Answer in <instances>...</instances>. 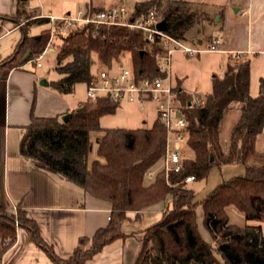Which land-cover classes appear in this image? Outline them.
<instances>
[{"label": "trees", "instance_id": "obj_1", "mask_svg": "<svg viewBox=\"0 0 264 264\" xmlns=\"http://www.w3.org/2000/svg\"><path fill=\"white\" fill-rule=\"evenodd\" d=\"M28 0H17L19 7ZM198 4L186 0H145L137 2L133 15L153 10L167 22V32L186 41L198 36L191 33L194 24L209 20ZM19 13V12H18ZM19 14L12 17L19 22ZM5 17V15L3 16ZM46 30L28 35L25 31L13 53L0 62L2 67H20L40 53L47 42ZM54 70L59 77L49 85L61 94L73 92L76 84L87 83L96 62L111 66L128 63L135 72L159 76L144 33L125 25H82L58 36ZM23 61L15 62L20 55ZM250 63L244 58L235 63L229 57L223 73L211 76L210 90L201 105L190 93L175 85L180 109L186 119V145L192 151L184 157L179 172L158 169L151 179L145 171L158 166L165 152V128L156 118L148 127H102L100 118L113 114L119 105L108 96L84 100L62 116H31L24 126L19 152L40 166L59 174L98 198L111 204L108 224L91 237L82 236L72 254L62 259L40 236L36 224L21 211L17 224L27 230L35 242L56 264H85L110 241L122 237L121 223L127 211H139L165 200L161 217L149 225L134 264H264V150L255 142L264 127V77L258 91H249ZM238 110L226 144L220 141L224 114ZM102 130L97 139V158L88 163L90 133ZM240 163L244 173L218 183L203 199L196 201L184 182L205 178L214 166ZM190 183V182H189ZM202 212V225L212 241L202 238L196 209ZM240 213L244 224L229 221L227 209ZM0 256L15 239L14 217L0 207ZM90 243L85 246V243Z\"/></svg>", "mask_w": 264, "mask_h": 264}, {"label": "crops", "instance_id": "obj_2", "mask_svg": "<svg viewBox=\"0 0 264 264\" xmlns=\"http://www.w3.org/2000/svg\"><path fill=\"white\" fill-rule=\"evenodd\" d=\"M186 1L199 6L201 3L219 5L215 15L216 21L219 22L220 35L205 37L208 40L219 38L221 46L226 50L251 51L245 58H248L250 63L249 91L256 94L259 77H264V0ZM27 2L40 4L42 12L55 15L83 8L54 13L49 9L45 12L46 0H28L18 11L17 0H0V62L13 53L24 34L27 18H20L19 21L23 24L16 27L17 21L12 17L17 16L20 11L28 12L25 9ZM88 5L95 9L112 6H99L92 0H88L84 7ZM44 25L46 30L47 25ZM32 28L36 31L31 32ZM42 30L43 27L38 24L25 28L28 35L38 34ZM203 38L198 37L202 41ZM57 42L58 38L54 40V44ZM216 54L223 62L224 70L226 60L230 56L227 53ZM41 66L42 64L36 66L34 62L28 61L20 67L0 68V207H5L8 214L17 215V212L21 211L36 224L41 238L52 247L54 253L66 259L78 245L80 237H91L98 228L108 224L111 204L20 154V138L32 115L62 116L70 110L66 94L54 90L49 81L41 78L36 72L35 68ZM176 79L179 81V78ZM44 81L46 83H43ZM104 116L100 118V125L104 128L113 127L101 124ZM102 134V130L90 133L91 150L88 163L98 157L97 139ZM164 207L165 200H160L138 212L127 211L126 219L120 226L123 236L105 244L85 264H134L142 246L141 239L145 229L159 220ZM227 213L230 222L244 224L242 218L238 217V222L230 218V214H234L233 209H227ZM197 223L202 238L211 242V235L202 225L201 210L200 215H197ZM14 231L15 239L1 254L0 264H56L27 230L16 223Z\"/></svg>", "mask_w": 264, "mask_h": 264}, {"label": "built area", "instance_id": "obj_3", "mask_svg": "<svg viewBox=\"0 0 264 264\" xmlns=\"http://www.w3.org/2000/svg\"><path fill=\"white\" fill-rule=\"evenodd\" d=\"M25 9L36 11V18L44 19L47 25L48 39L44 49L30 61L36 66L41 65V60L47 51H57L54 40L61 34H66L82 25H125L141 30L147 43L156 46L150 49L155 65L160 72L159 76L150 77L146 72H135L129 63L124 61L114 62L120 65L119 71H113L112 65H102L96 69L91 79L85 83L86 99L93 101L100 96H108L112 101L120 104L123 101L135 103L139 107L147 102L154 104L157 118L165 128V152L161 163L145 171V176L151 179L158 169H163L165 174L169 171L179 172L184 158L183 146L186 145L187 131L186 119L180 109L177 91L171 72L172 54L181 52L188 58H193L202 53H227L231 60L240 63L250 50H226L221 46L219 38H212L206 42L197 39L190 43L178 38L167 31H161L156 24L161 20L155 12L150 10L145 14L133 15L132 10L123 4L112 5L108 8L95 9L87 7L66 12L61 15L44 13L39 5L25 4ZM22 22H17L21 26ZM223 70H221V74ZM197 105L204 102V95H193ZM194 180L192 175L186 176L184 182Z\"/></svg>", "mask_w": 264, "mask_h": 264}, {"label": "rangeland", "instance_id": "obj_4", "mask_svg": "<svg viewBox=\"0 0 264 264\" xmlns=\"http://www.w3.org/2000/svg\"><path fill=\"white\" fill-rule=\"evenodd\" d=\"M88 0H46V5L44 11L48 12L49 9L52 12H60L62 10H75L79 7H84ZM94 4L99 6H109L123 4L127 9L132 10L137 2L145 0H92ZM198 6L199 9L205 11L209 17V20H201L194 24L193 28L190 30L195 36H202L203 41L206 42L208 39L206 35H220L218 29L219 22L216 21L217 11L219 10V5L213 3H201ZM36 11L30 12H19L20 18H27V22L24 25L25 28L31 25H41L43 30H45L44 19L36 18ZM215 15V16H214ZM42 30V31H43ZM36 29L32 28L31 32H35ZM210 40V39H209ZM193 43V42H190ZM24 56L21 54L15 58V62L23 61ZM126 60L124 64L128 63V58H123L122 61ZM223 62H221L220 57L216 53H203L196 55L193 58H188L181 52H174L172 54L171 61V72L173 76V82L178 85L179 82L181 87L189 91L193 95H205L211 87V76L221 75V70L223 68ZM42 66L37 67L36 72L41 78L51 81L59 77L58 73L54 70L55 65V54L51 51H47L45 57L41 61ZM102 64L96 62L94 68L95 71ZM119 64H112L113 71L120 70ZM177 76V77H176ZM179 78V81L176 79ZM86 85L84 82L75 85L73 92L66 94V99L69 104L70 110L77 106L81 101L86 100L85 94ZM238 116V110L235 108H230L225 114L221 122L220 128V141L222 144H226L230 128L235 122ZM157 118V113L154 109V104L147 102L144 106L139 107L135 103L123 102L117 106L113 114L105 115L101 119V124L105 126H126V127H148ZM255 147L258 150H264V127L260 134H258L255 142ZM184 157L190 158L192 156V151L189 147L183 146ZM244 173V166L240 163H232L222 165L221 167L214 166L209 171L205 178L199 180H193L186 184L194 193L196 201L203 199L218 183L223 180H228L233 176L241 175ZM197 215H200V209H196ZM8 214V212L6 211ZM14 217V224L17 223V215L9 214ZM1 216V214H0ZM238 217L242 218V215L234 210V214H230V218L238 222ZM262 231L264 232V220L260 223ZM90 242L87 241L85 246Z\"/></svg>", "mask_w": 264, "mask_h": 264}, {"label": "water", "instance_id": "obj_5", "mask_svg": "<svg viewBox=\"0 0 264 264\" xmlns=\"http://www.w3.org/2000/svg\"><path fill=\"white\" fill-rule=\"evenodd\" d=\"M156 27L161 30V31H166L167 30V22L163 19H161L157 24ZM42 82V81H40ZM43 83H46L45 81ZM68 117V114L62 115V119L65 120Z\"/></svg>", "mask_w": 264, "mask_h": 264}]
</instances>
